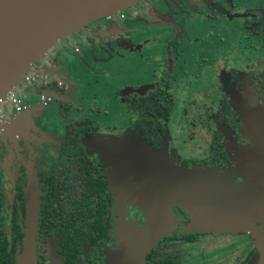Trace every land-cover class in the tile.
<instances>
[{
    "label": "flooded vegetation",
    "instance_id": "af4514ba",
    "mask_svg": "<svg viewBox=\"0 0 264 264\" xmlns=\"http://www.w3.org/2000/svg\"><path fill=\"white\" fill-rule=\"evenodd\" d=\"M146 1L129 9L143 12ZM211 5L208 13L198 14L197 5L171 14L185 24L210 17L208 34L213 37V31H224L218 34L224 38L221 45L213 43L212 56L198 54L191 74L182 66L186 29L169 20L165 31L137 48L152 52L144 63L150 66L149 82L123 87L116 99L107 98L99 106L76 103L75 115L60 117L58 129L44 120L51 101L47 94L6 125L0 116V264H17L30 234L35 264H108L125 247L127 235L150 225L149 217L120 198L113 185L106 137L129 134L179 165L213 168L228 181L244 182L246 154H254L256 142L264 140V0H212ZM148 11L144 16L153 22ZM100 30L87 32L98 37ZM192 82L196 90L180 89ZM111 101L124 116L117 123L122 127L96 122L112 112L105 108ZM10 135L25 141L10 144ZM170 209L175 228L150 248L144 264H249L257 243L264 242L260 222L255 224L258 239L244 232L187 233L190 217L177 206ZM218 245L223 251L214 250Z\"/></svg>",
    "mask_w": 264,
    "mask_h": 264
},
{
    "label": "water",
    "instance_id": "95a60500",
    "mask_svg": "<svg viewBox=\"0 0 264 264\" xmlns=\"http://www.w3.org/2000/svg\"><path fill=\"white\" fill-rule=\"evenodd\" d=\"M142 1L0 0V104L51 47ZM115 139L120 142L111 141L106 153L117 166L112 183L120 198L149 217L150 225L127 235L125 247L108 264H144L150 248L175 228L170 206L190 217L187 233L244 232L260 237L255 224L264 226V140L256 142L254 154H246L244 182L236 184L213 168L179 165L135 136ZM25 244V256L17 264H33L31 234ZM249 264H264V242L257 243Z\"/></svg>",
    "mask_w": 264,
    "mask_h": 264
},
{
    "label": "rangeland",
    "instance_id": "374dc122",
    "mask_svg": "<svg viewBox=\"0 0 264 264\" xmlns=\"http://www.w3.org/2000/svg\"><path fill=\"white\" fill-rule=\"evenodd\" d=\"M199 1V3H197ZM212 0H148L142 3L143 12L137 11L134 8L124 11V18L120 17V13L109 18L102 19L85 30L75 33L71 37L65 38L53 48L45 53L26 73L24 80L12 91L10 94H15L18 98L22 109L27 105H32L39 102L42 94H47L51 97V101L46 103L44 120L47 127L53 129L59 128L57 120L65 115H75L77 109L76 103L81 105L95 104L101 105L107 98L116 99L118 91L123 87H133L141 83L149 82L147 79L150 75V66L144 63L152 57L150 47H141L145 39H149L161 31H165L168 24L166 21H175L176 26L186 29V39L183 42L184 54L182 59V66L186 67L184 70L191 74V66L200 58L198 54L210 53L213 55V43L221 45L224 31L211 32L210 17L205 21H199L193 24H188L179 20L177 15H171L173 12L178 13L180 9L193 10L197 5L200 6L199 13H208L212 8ZM214 4L220 0H213ZM146 9V10H145ZM151 16L150 20L144 16L145 11ZM164 15V16H162ZM139 18H143L139 20ZM145 19V20H144ZM201 20V19H200ZM152 23H157L152 25ZM100 30L98 37H93L87 31ZM231 35H236L235 32L226 31ZM212 37V38H211ZM197 39L196 41H193ZM208 39H213L208 41ZM145 46V45H144ZM77 50V51H76ZM126 53H129L128 56ZM28 78H34L35 82H27ZM208 82V81H207ZM192 92L196 90L195 83L183 84L180 86L181 90ZM197 87L202 90L204 94L209 92L206 90L204 84L198 83ZM187 92V91H186ZM8 94L0 104V116H3L4 125L11 121L17 114L14 106L11 104ZM93 101V99H95ZM117 107V108H116ZM108 110L112 112L104 118H96V122L100 125L117 126L122 118V112L118 109V104L111 101L106 103ZM116 108V109H115ZM115 109V110H114ZM110 111V110H109ZM89 113L95 117L91 109ZM124 117V116H123ZM119 122V123H118ZM118 123V124H117ZM124 124L125 121H122ZM10 132L8 131V135ZM128 135H123L121 138H126ZM120 137L112 136L106 137L107 140L105 154L107 149L111 147L112 142H120ZM10 144H22L25 140H14L13 135L7 137ZM130 149V148H129ZM128 149V150H129ZM112 161L111 177L116 173V167ZM34 187L30 184L29 194L33 198ZM29 218H32V202L29 199ZM223 245L214 247L215 251L221 252ZM27 248L18 257L17 262L22 263ZM35 264V255L33 258Z\"/></svg>",
    "mask_w": 264,
    "mask_h": 264
},
{
    "label": "built area",
    "instance_id": "2783aa9c",
    "mask_svg": "<svg viewBox=\"0 0 264 264\" xmlns=\"http://www.w3.org/2000/svg\"><path fill=\"white\" fill-rule=\"evenodd\" d=\"M23 80H24V78H23ZM22 80V81H23ZM33 79H31V81H32ZM27 81H29V79H27ZM18 86V85H17ZM16 86V87H17ZM8 94H10V92L8 93ZM7 94V95H8ZM9 99H10V102H11V104L14 106V109H15V112L16 113H19V112H21L22 111V107L20 106V104H19V101H18V98L16 97V95L15 94H10L9 95Z\"/></svg>",
    "mask_w": 264,
    "mask_h": 264
}]
</instances>
